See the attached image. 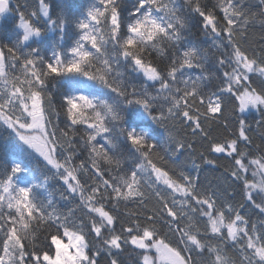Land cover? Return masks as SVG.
Wrapping results in <instances>:
<instances>
[{"label": "snow or ice", "instance_id": "6c2138e0", "mask_svg": "<svg viewBox=\"0 0 264 264\" xmlns=\"http://www.w3.org/2000/svg\"><path fill=\"white\" fill-rule=\"evenodd\" d=\"M0 264H264V0H0Z\"/></svg>", "mask_w": 264, "mask_h": 264}, {"label": "trees", "instance_id": "16d2710c", "mask_svg": "<svg viewBox=\"0 0 264 264\" xmlns=\"http://www.w3.org/2000/svg\"><path fill=\"white\" fill-rule=\"evenodd\" d=\"M254 2H258V0H254ZM260 33H261V29L259 28V26L257 25L256 28H254L252 30V34L250 35L249 39L250 40H256V41H259V36H260ZM191 39H194V40H203L204 38L203 37H200L198 36V34L196 33L195 29H193V32L190 36ZM249 119H251V117H249ZM222 130H217L216 133L214 134H219ZM257 143H259V139H257L256 141ZM220 164H224L226 165L227 164V161L223 160L221 158V160L219 161ZM223 171V168L220 167V168H211V167H205L204 171L201 173V180H202V183L204 184H208L209 181L215 183V179L216 177H219L220 176V173Z\"/></svg>", "mask_w": 264, "mask_h": 264}]
</instances>
